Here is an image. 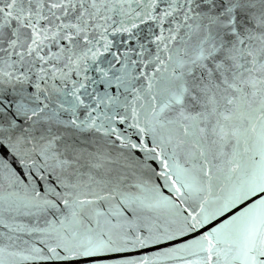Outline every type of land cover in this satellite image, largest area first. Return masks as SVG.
<instances>
[{
	"label": "snow or ice",
	"instance_id": "obj_1",
	"mask_svg": "<svg viewBox=\"0 0 264 264\" xmlns=\"http://www.w3.org/2000/svg\"><path fill=\"white\" fill-rule=\"evenodd\" d=\"M0 264H264V0H0Z\"/></svg>",
	"mask_w": 264,
	"mask_h": 264
}]
</instances>
